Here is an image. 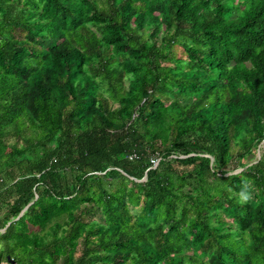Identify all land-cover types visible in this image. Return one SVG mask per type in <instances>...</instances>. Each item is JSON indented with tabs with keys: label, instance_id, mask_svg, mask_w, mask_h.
Returning <instances> with one entry per match:
<instances>
[{
	"label": "trees",
	"instance_id": "16d2710c",
	"mask_svg": "<svg viewBox=\"0 0 264 264\" xmlns=\"http://www.w3.org/2000/svg\"><path fill=\"white\" fill-rule=\"evenodd\" d=\"M263 139L264 0H0V262L264 264Z\"/></svg>",
	"mask_w": 264,
	"mask_h": 264
},
{
	"label": "rangeland",
	"instance_id": "374dc122",
	"mask_svg": "<svg viewBox=\"0 0 264 264\" xmlns=\"http://www.w3.org/2000/svg\"><path fill=\"white\" fill-rule=\"evenodd\" d=\"M263 145H264V142H262L261 145H260V147H258V149H257V150H259V154H260V153L262 152V150H263ZM257 152H258V151H257ZM255 156L258 157L257 154H256ZM255 156H254L253 158H248V159H250V160L252 159V160H253L254 158H256ZM5 258H7V257H5Z\"/></svg>",
	"mask_w": 264,
	"mask_h": 264
},
{
	"label": "water",
	"instance_id": "95a60500",
	"mask_svg": "<svg viewBox=\"0 0 264 264\" xmlns=\"http://www.w3.org/2000/svg\"><path fill=\"white\" fill-rule=\"evenodd\" d=\"M262 141H264V139H263ZM257 156H258V157L260 156V154H259V150H258V152H257ZM27 207H28V204L22 209V211L20 212V214H19L17 217H19L20 215H22V214L24 213V211L27 209ZM7 225H8V223H7Z\"/></svg>",
	"mask_w": 264,
	"mask_h": 264
},
{
	"label": "built area",
	"instance_id": "2783aa9c",
	"mask_svg": "<svg viewBox=\"0 0 264 264\" xmlns=\"http://www.w3.org/2000/svg\"><path fill=\"white\" fill-rule=\"evenodd\" d=\"M0 264H12V262L10 260H8V258L3 259Z\"/></svg>",
	"mask_w": 264,
	"mask_h": 264
},
{
	"label": "clouds",
	"instance_id": "9594fccd",
	"mask_svg": "<svg viewBox=\"0 0 264 264\" xmlns=\"http://www.w3.org/2000/svg\"><path fill=\"white\" fill-rule=\"evenodd\" d=\"M243 200H248V199H250L251 197L249 196V195H247V194H245V195H243Z\"/></svg>",
	"mask_w": 264,
	"mask_h": 264
}]
</instances>
